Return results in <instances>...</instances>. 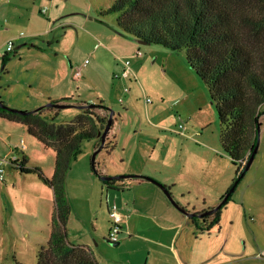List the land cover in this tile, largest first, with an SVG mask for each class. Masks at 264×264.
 <instances>
[{"label": "rangeland", "instance_id": "rangeland-1", "mask_svg": "<svg viewBox=\"0 0 264 264\" xmlns=\"http://www.w3.org/2000/svg\"><path fill=\"white\" fill-rule=\"evenodd\" d=\"M34 1L0 0V30L5 32L0 35H8V39L14 42L7 65L4 66L0 57V94H9L8 86L22 89V84L24 89L32 83L33 93L45 91L51 84L54 91L72 93L70 95L76 101L93 97V102L97 97L103 100L106 108L122 115L124 139L129 142L132 162L139 160L169 178H178L177 188H185L179 190L185 193V200L191 204L198 202L199 205L202 195L210 201L213 197L211 185L220 178L222 182L233 179L223 194L226 195L235 182L237 166L222 150L218 114L207 87L188 67L185 52L138 44L123 35L115 23L116 15L106 12L116 0H45V4ZM44 9L45 13L42 12ZM27 15L32 17L30 24L25 23ZM30 31L33 34H27ZM32 44L37 45L36 48L31 49ZM125 45L129 51L122 49ZM136 50L141 52L140 57L135 55ZM14 51L17 53L13 54ZM41 54L50 60L46 63L39 61ZM127 59L137 73L136 81L130 80L133 83L113 77ZM85 60L89 64L82 68L81 76L76 79L74 71L81 68ZM23 62L32 64L28 75L20 72ZM6 67L13 68L10 76L4 70ZM60 104L74 105L71 102ZM261 109L264 112V105ZM93 112L99 116L107 115L96 108ZM79 113L80 110L74 108L43 112L56 125L71 122ZM259 123V146L252 165L239 180L228 203L222 206L215 231L203 235L194 231L179 242L181 246L176 245V248L180 247L177 249L181 264H203L199 260L203 252L210 258L213 252L204 246L208 241L204 239L209 237L213 239L211 249L214 252L221 249L226 241L233 246L229 247L231 253L224 255L226 257L215 256L211 264H227L221 260H233L239 254V263L233 264H264V220L258 215L263 213L264 207V115ZM179 125L183 129L178 130ZM22 140L27 147L24 153H28L30 165L40 166L42 171L54 169L51 151L41 147L22 125L0 119V159L20 160ZM98 142L95 138L82 142L81 154L66 179L70 208L87 217L98 207L99 193L92 185V182L101 184L92 170V156ZM96 157L95 171L105 155L100 152ZM5 171L6 178L17 175L39 180L36 174L20 175L10 165L5 166ZM92 196L95 202L90 208L87 199ZM102 202L105 204V192ZM31 218L24 217V222L15 220V226L33 231L35 224ZM209 220L204 225L207 226ZM38 250L30 238L18 235V238L5 242L0 252V263L21 261L24 262L22 264H36Z\"/></svg>", "mask_w": 264, "mask_h": 264}, {"label": "trees", "instance_id": "trees-1", "mask_svg": "<svg viewBox=\"0 0 264 264\" xmlns=\"http://www.w3.org/2000/svg\"><path fill=\"white\" fill-rule=\"evenodd\" d=\"M106 12L116 15L117 27L129 39L185 52L188 67L207 87L218 114L220 144L237 166L236 181L256 145L263 113L264 0H116ZM8 58L6 53L2 63ZM97 106L107 115L83 109L71 122L61 125L43 114L54 108L27 116L0 109V118L22 124L29 135L55 154L51 177L38 168H25L24 161L19 168L22 174H36L53 191L55 208L50 238L40 246L36 264H97L84 247L67 241L70 206L65 191L67 174L81 154L82 142L93 138L99 141L98 135L104 130L109 109L101 103ZM92 170L96 173L94 167ZM117 182L102 184L112 188ZM229 200L230 197L222 206ZM221 208L210 216H194L191 220L199 226L200 221L210 219L206 226L210 229L218 225Z\"/></svg>", "mask_w": 264, "mask_h": 264}, {"label": "crops", "instance_id": "crops-1", "mask_svg": "<svg viewBox=\"0 0 264 264\" xmlns=\"http://www.w3.org/2000/svg\"><path fill=\"white\" fill-rule=\"evenodd\" d=\"M38 1L40 4H45L46 2L45 0H42V2H40V0ZM34 2L36 3L37 0ZM32 6H34L33 3ZM25 17V23L28 22V24H30L32 21L31 15ZM35 20H37V18H35ZM1 31L2 30H0V34L5 33ZM29 33L33 34V31L27 34ZM30 38L33 37L30 36ZM8 41L13 40L8 39V35H0V57L6 54L5 45ZM36 46L37 45L32 44L31 49L36 48ZM131 46L132 50H134L132 43ZM124 47L122 49L129 51L128 46L125 45ZM38 49L41 50L40 47H38ZM16 53L15 51L13 52V54ZM8 57H10V54H8ZM48 60L50 59L46 55H40L39 61H44V63H46ZM19 61V63H21L22 59ZM7 64L6 62L4 66ZM22 65L23 68L20 69L21 74L28 75V72L32 69V64L28 63L25 65L23 62ZM132 69L134 71V68ZM4 70L10 76L13 68L7 69L6 67ZM134 74L137 77L136 71H134ZM130 80L132 79H128L130 83H133ZM123 83L125 84L126 82ZM32 86V83H28L27 86H24V89L22 84V89L16 87L10 88V86H8L7 92L13 95L1 93L0 101L13 108L27 112L35 111L49 102H60V100L66 98L71 99L70 102L74 105H85L89 103L95 105L101 103V105H104L103 100H99L97 97L93 102V97H80L82 99L76 101L73 99L72 95H70L72 93L63 92L61 90L54 91L51 84L48 85L47 90L39 93H33L31 91ZM26 89L27 92H25ZM100 110L103 111L102 109ZM263 115L264 112L261 116ZM121 117L122 115L113 112V124L104 144V146H108L101 151L104 153L105 158H102L101 162L98 163V169L95 174L98 179L99 176L128 175L133 177L117 182L112 188L103 185L100 179L99 181L101 184L92 182V185L97 188L99 193L98 207L89 217L85 214L80 215L75 208H70L66 223L67 241L71 245L84 247L92 254L97 264H173V262L181 264L180 255L178 253L180 247H177V249L176 245L179 244L183 238L187 239L188 235L194 234V231L202 235L206 232L211 234L215 231V226L207 229L206 225H204L205 222L201 221L198 223L199 226H196L189 216L180 212L170 200H168L162 190L164 189L163 186L166 187L165 189L169 193L171 201H173L178 208L184 209L188 213L197 214L210 210L219 204L224 192H226L233 179H231V182L227 180L222 182V178H220L215 185H211L213 186V189H210L213 192V197H211V200L209 199L210 201H208L206 195H202V201L199 205H197L198 202L191 204L190 201L185 200V193L179 190V188H181V190L185 188H177L178 178H169L153 168L146 167L144 163H141L139 160L132 162L133 159L131 156L133 155L132 153L130 155L129 142L124 139L125 124L122 122L123 119ZM24 129L26 130L25 127ZM40 146L43 147L41 144ZM26 150L27 147L23 151L19 149L23 155L18 161H24L25 168H38L42 171V167L30 165V157L27 152L24 153ZM48 150L54 154L52 150ZM74 165L75 163L72 167ZM11 168L15 170L14 167L11 166ZM42 172L46 177H51L54 169L51 168L49 171ZM19 174L28 175L22 174L20 171ZM6 175L5 171L4 181L0 182V252L5 242L18 238V235L30 238L34 241V246L38 249L40 246L47 244L50 238L51 220L55 208L53 191L50 187L42 183L40 179L29 180L26 177L21 178V176L17 175L6 178ZM89 175L91 174L89 173ZM143 177L156 180L163 188L143 179ZM259 181L262 182L261 177H259ZM65 191L67 196L66 181ZM104 192L105 204L102 202ZM87 200L91 208V205L95 202L94 197H89ZM112 204L117 206L119 213L123 216L119 241L115 244L110 243L107 239L111 228L108 210ZM245 205H247V203ZM262 210L263 213L258 215L262 216L264 220V207ZM26 216L33 218H31L35 224L33 231L21 230L22 228H17V226H15L17 223L15 220L24 222V217ZM20 226L23 227V224L21 223ZM219 230L220 227L218 228V231ZM204 240H208L204 246L206 248L208 247L211 253L213 252V255H211L210 259L203 252L199 258L200 262H204L203 264H211L212 258L215 256L226 257L224 255L231 253L229 247L233 248V246H229V242L226 241L221 249L219 248L218 251L214 252L211 249L214 243L213 239L209 237ZM181 245L182 244H179V246ZM233 258V260L224 258L225 260H221V262H227V264L239 263L240 254ZM17 262L21 264L24 263L21 261Z\"/></svg>", "mask_w": 264, "mask_h": 264}, {"label": "water", "instance_id": "water-1", "mask_svg": "<svg viewBox=\"0 0 264 264\" xmlns=\"http://www.w3.org/2000/svg\"><path fill=\"white\" fill-rule=\"evenodd\" d=\"M138 44H142L143 45V43H140V42H138ZM97 107L98 106L95 105V104H85V105L76 106V105H70V104H60V103L49 102L46 105L38 108L35 111L25 112V111H18L16 109L9 108L8 106H6L2 102H0V109L5 110V111L10 112V113H13V114L20 115V116H27V115H31V114H36V113H38L39 111H41L42 109H45V108H54V109H58V110L59 109H66V108H74V109H77V110H83V109H94V108H97ZM112 124H113V111L109 110V114H108V118H107V122L105 124L104 130H103V132H100V134L98 135V137H99V146L96 148L95 152L93 153V156H92V167H94L96 156L102 151V149L104 147L106 138L108 136L109 131L111 130ZM258 134H259V129H258ZM258 146H259V141L257 139L256 145H255L253 151L251 152L247 162L245 163V166H244L243 171L241 172L240 176L234 182V184L232 185L230 190L226 193V195L223 196V198L219 202V204L216 207H214V208H212L210 210H207V211L202 212V213H197V214L188 213L184 209L178 208V206L173 201H171L170 195H169V193L167 192V190L165 188L162 189V190L168 196V198L172 202V204L180 212H182L186 216H189L190 218H192L194 216L197 217V218L210 216V215L214 214L216 211H218L221 208V206L228 200L230 195L234 192V189H235L236 185L238 184L239 180L244 176L245 172H247L248 169L250 168V166L252 165L254 157H255V155L257 153V150H258ZM131 177H133V176H128V175L99 176V179L101 181H111V180L121 181V180L129 179ZM143 179L148 180V181L152 182L153 184H156V185L160 186V188H163L159 183H157L156 181H154L151 178L143 177Z\"/></svg>", "mask_w": 264, "mask_h": 264}, {"label": "built area", "instance_id": "built-area-1", "mask_svg": "<svg viewBox=\"0 0 264 264\" xmlns=\"http://www.w3.org/2000/svg\"><path fill=\"white\" fill-rule=\"evenodd\" d=\"M42 12L45 13L46 12L45 9ZM13 46H14L13 41H8L5 45V52L7 54L12 53ZM135 55L137 57H140L142 54L139 50H136ZM87 64H88V61L85 60L83 63V66L74 71V77L76 79H78L81 76V70ZM113 77H114V79H117V80H122V79L136 80V76H135V74L131 68V62L129 59L122 62L121 70L119 72L115 73L113 75ZM124 91L127 93L128 89L125 88ZM119 101L121 103L122 99H120ZM149 101L150 100L148 99L147 102H149ZM179 129H183L182 125L178 126V130ZM19 148L21 151L25 150L26 146H25V143L23 140L20 142ZM8 165H11L15 169L19 170V168L21 167V162H19L17 158L8 159V160L7 159H0V182L4 181L5 166H8ZM108 216H109L110 221H111V228H110V231L108 233L107 239L110 243L115 244L119 241V234L121 232V224L123 222V216L119 213L118 208L115 204H112L109 207Z\"/></svg>", "mask_w": 264, "mask_h": 264}]
</instances>
